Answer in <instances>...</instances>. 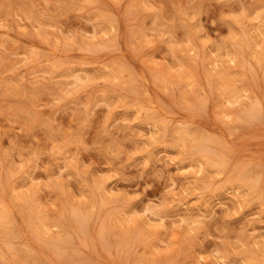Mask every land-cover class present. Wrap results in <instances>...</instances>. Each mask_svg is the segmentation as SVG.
Listing matches in <instances>:
<instances>
[{"label":"rangeland","instance_id":"rangeland-1","mask_svg":"<svg viewBox=\"0 0 264 264\" xmlns=\"http://www.w3.org/2000/svg\"><path fill=\"white\" fill-rule=\"evenodd\" d=\"M0 264H264V0H0Z\"/></svg>","mask_w":264,"mask_h":264},{"label":"bare ground","instance_id":"bare-ground-1","mask_svg":"<svg viewBox=\"0 0 264 264\" xmlns=\"http://www.w3.org/2000/svg\"><path fill=\"white\" fill-rule=\"evenodd\" d=\"M230 102H232V101H230Z\"/></svg>","mask_w":264,"mask_h":264}]
</instances>
